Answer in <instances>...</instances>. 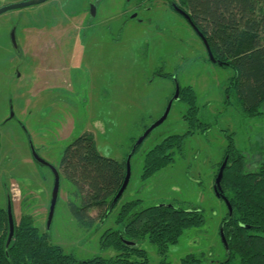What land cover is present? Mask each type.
<instances>
[{"label":"rangeland","instance_id":"374dc122","mask_svg":"<svg viewBox=\"0 0 264 264\" xmlns=\"http://www.w3.org/2000/svg\"><path fill=\"white\" fill-rule=\"evenodd\" d=\"M30 1L34 0H0V9ZM125 1L47 0L0 14V184L10 182L16 223L21 215L29 214L52 244L79 262L118 254L113 248H104L101 237L105 231L117 229L115 219L123 204L140 200L142 208L173 204L203 214L204 224L185 230L178 243L169 247L165 262L180 264L187 255H195L202 264H222L227 249L221 238V222L227 207L214 192L217 164L229 134L247 159L248 171L264 161V105L260 115L247 118L234 93L225 104L232 69L207 62L192 29L166 3L133 0L125 13ZM133 6H137L136 19L129 16ZM80 15L86 23L82 28L80 18L72 23L69 20L65 28H50ZM24 28H31L35 38L42 32L40 28L52 34L72 29L79 39L76 47V41L66 40L59 47L57 36H47L50 39L40 45L30 41L29 46L43 47L46 55L59 47L54 60L44 64L45 71L34 72L33 64L39 57L31 55L26 61L11 43V34L18 39ZM158 71L172 75L173 80L157 77ZM176 85L195 91L197 118L207 130L197 129L186 141L183 155L175 154L171 165L141 180L147 152L165 138L187 131L182 118L187 106L173 99ZM20 93L28 95L27 99L20 98ZM22 102L26 105L23 111L19 109ZM169 103L165 121L131 154L144 128L162 117ZM85 132L93 135L101 156L117 162L130 157V177L119 203L102 222L96 221L89 228L79 226L72 215L69 202L79 203L76 188L59 168L65 148ZM31 148L60 175L48 229L54 176L49 168L33 161ZM98 214L96 210L88 213L92 219ZM138 246L147 253L149 264L162 261L147 239Z\"/></svg>","mask_w":264,"mask_h":264},{"label":"trees","instance_id":"16d2710c","mask_svg":"<svg viewBox=\"0 0 264 264\" xmlns=\"http://www.w3.org/2000/svg\"><path fill=\"white\" fill-rule=\"evenodd\" d=\"M169 1L185 12L191 24L203 34L217 62L215 66L232 69L234 74L225 91V104H229V95L234 93L245 117L260 115L259 109L264 105V0ZM206 59L210 62L208 56ZM157 74L161 78L172 77L161 71ZM178 101L187 106L182 117L187 131L165 138L147 152L141 180L171 165L175 154L183 155L186 141L197 129L207 130L197 118L199 108L192 87H180ZM226 141L215 176L216 179L227 159L220 197L227 199L232 217L228 218L227 209L221 222L227 243V259L222 264H264V161L254 171H248L247 159L236 148L230 134ZM59 168L64 179L76 188L79 203L70 201L69 207L79 226L89 228L96 221L102 222L116 208L122 196L109 209L123 184L126 161L101 156L91 133H83L65 148ZM93 210L99 213L96 219L88 215ZM115 224L117 229L105 231L101 244L118 254L79 262L52 244L27 214L15 223L13 239L6 247L8 219L6 211L0 209V264H149L147 253L138 246L145 239L156 247L162 259L159 264H169L163 260L169 247L178 243L185 230L201 227L204 217L198 209H181L173 204L142 208L140 200H136L120 207ZM122 240L135 245L123 244ZM180 264H202V259L187 255Z\"/></svg>","mask_w":264,"mask_h":264},{"label":"water","instance_id":"95a60500","mask_svg":"<svg viewBox=\"0 0 264 264\" xmlns=\"http://www.w3.org/2000/svg\"><path fill=\"white\" fill-rule=\"evenodd\" d=\"M47 0H34V1H30V2H25V3H19V4H14L8 7H4L0 9V14L8 11V10H15V9H20L23 7H27V6H31L34 4H40L43 3ZM173 5V9L174 11L181 15L193 28L194 32L198 35V37L202 40L206 52H207V56L208 59L210 61L211 64L216 65L217 62L214 59L210 48L207 44L206 39L204 38L203 34L201 32H199V30L193 26L190 22L189 16L183 12L182 10H180L179 8H177L174 4ZM134 17V15H133ZM220 65V64H219ZM178 95H179V88L176 85L175 88V94H174V98L173 99H178ZM169 107H170V103L166 109V111L164 112V114L162 115V117H160L153 125H151L147 130H145V132L143 133V135L138 139V141L135 143L134 147H133V152L131 154L134 153L135 148H137L143 141L144 139L151 133L152 130H154L156 127H158L159 125H161L169 112ZM31 155L33 160L39 165V166H44L50 169V171L52 172L53 176H54V182H53V187H52V191H51V195H50V202H49V207H48V214H47V219H46V228L48 229L52 223L53 220V215H54V211H55V206L57 203V199H58V195H59V182H60V175L58 173V171L51 166L49 163H47L46 161H44L43 159H41L36 152L33 150V148H31ZM129 160L130 157L126 160V174H125V178L123 181V184L121 186V188L119 189L118 193L116 194V196L114 197L112 203L110 204L109 209H111L115 203L118 201V199L122 196L123 192L125 191L128 181H129V177H130V167H129ZM227 165V159H225L219 169V172L217 174V177L215 179V183H214V192L215 195L220 199H222V201L225 203L227 209H228V218L232 217V210L229 206V203L227 201V199L224 196H221V188H220V183L223 177V171L225 169ZM7 219H8V236H7V240H6V247H8L13 239L14 236V221H13V217H12V212H11V206L8 205L7 208ZM221 238L222 241L227 249V243L225 241V236H224V231H223V227L221 228ZM123 244H129V245H135V243L130 242V241H126V240H122Z\"/></svg>","mask_w":264,"mask_h":264},{"label":"flooded vegetation","instance_id":"af4514ba","mask_svg":"<svg viewBox=\"0 0 264 264\" xmlns=\"http://www.w3.org/2000/svg\"><path fill=\"white\" fill-rule=\"evenodd\" d=\"M160 1H163L164 3H166L168 6H169V8L172 10V11H174V9H173V2H170L169 0H160ZM125 2H127V4L125 5V7H126V11H125V13H127L128 12V8L129 7H131L130 5L134 2L133 0H126ZM19 4V3H18ZM11 6V5H10ZM8 7V6H7ZM137 9V6H133L132 7V10H131V12H130V14H129V16H132L133 17V15H134V17L133 18H137L136 17V15L134 14V13H136L137 14V12L135 11ZM175 12V11H174ZM91 13H92V15H95V9L92 7L91 8ZM176 13V12H175ZM133 14V15H132ZM179 15V14H178ZM187 24H188V26L192 29V31L194 32V30H193V28H192V26L181 16V15H179ZM81 17V15L80 16H73V17H69L68 18V20L65 22V23H63V22H60V23H57V24H55L54 26H52V27H50V28H54V27H57V25H59V26H63L64 28L67 26V25H69L70 24V21H71V23H72V21L73 20H76V19H78V18H80ZM115 18H117L116 20L117 21H119V16L118 17H115ZM81 19V18H80ZM70 20V21H69ZM107 22H108V25L110 26L111 25V21H110V19H107L106 20ZM116 23H118V22H116ZM86 23H85V21H83L82 19H81V21H80V25H81V27L80 28H82L84 25H85ZM49 28V29H50ZM80 28H79V30H80ZM45 28H40L39 29V31L40 30H42V32H39L40 34L39 35H37L36 36V38L35 37H33V35L34 34H30L31 32H29V31H31V28H28V29H26V28H24L23 30H22V33H21V36L18 38V39H15V37H14V33H12L11 34V43H12V45H13V47H14V49H15V51L20 55V56H22V57H24L25 58V60L27 61L29 58L28 57H30L31 55H33V56H35V57H39V62L38 63H34L33 65H35V68H33V71L35 72V71H38L39 69H41L42 68V70L43 71H45L44 70V68L46 69V65H44V64H46L47 63V61H51V60H54V55H56V54H54V52L56 51V50H58V48L59 47H61V42L63 41V40H66V41H76L74 44H73V46L76 44L77 45V41H78V37H77V35H76V33L75 32H73V30L72 29H68V31H66L65 33H61V34H56L55 32L52 34V33H48V32H46L45 30H44ZM36 30V29H35ZM77 32V31H76ZM194 34H195V36L198 38V40L200 41V43H201V45L203 46V48L205 47L204 46V44H203V42H202V40L198 37V35L194 32ZM47 36H57V40H58V42H59V47L57 48V49H54L53 51H49L50 53L49 54H47L46 55V53H45V49L42 47V48H36V47H33V46H29V43H30V41L31 42H34V40H36V42H37V44H39L40 45V42L41 41H43L44 39H50V38H47ZM53 39V38H52ZM76 45H75V47H76ZM75 49V48H74ZM204 50H205V48H204ZM205 52H206V50H205ZM45 56L46 57H48V60L47 59H45ZM206 57H207V55H206ZM38 60V59H37ZM210 63V62H209ZM211 64V63H210ZM213 65V64H212ZM44 67V68H43ZM156 76L157 77H159L158 76V74L156 73ZM164 79H170V80H173V76L171 77V78H164ZM174 94H175V90H174ZM173 94V95H174ZM196 94V93H195ZM26 96H28V95H26ZM26 96H24L23 95V93H20V95H19V97L20 98H25V100L27 99V97ZM197 97V96H196ZM178 98H179V95H178ZM25 104H24V102H22V104H21V108H19V109H21L22 111L24 110V108H25ZM12 109H13V107H12ZM17 124H19V126L22 128V129H24L25 130V132H27L26 131V129L24 128L25 126H24V124L23 123H17ZM145 132V131H144ZM148 137V136H147ZM3 144V143H2ZM1 144V145H2ZM142 144V143H141ZM140 144V145H141ZM3 146H4V148H6L5 147V145L3 144ZM2 150V149H1ZM34 161V160H33ZM35 162V161H34ZM10 182L9 181H7L6 183H2V185L0 184V188H1V193H0V209H3V210H5L6 211V213H7V208H8V205H10L11 206V212H12V217H13V203H12V198H11V194H10V191H9V189H8V184H9ZM23 211L25 212V208H24V206H23ZM27 215H29V214H27ZM13 221H14V217H13ZM19 222V221H18ZM17 222V223H18ZM15 221H14V225H15Z\"/></svg>","mask_w":264,"mask_h":264}]
</instances>
